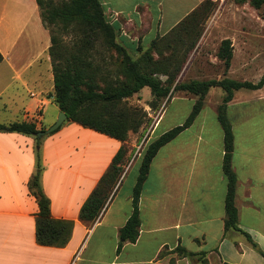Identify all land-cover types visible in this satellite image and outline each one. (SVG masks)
Here are the masks:
<instances>
[{
    "label": "crops",
    "instance_id": "obj_1",
    "mask_svg": "<svg viewBox=\"0 0 264 264\" xmlns=\"http://www.w3.org/2000/svg\"><path fill=\"white\" fill-rule=\"evenodd\" d=\"M205 1L99 0L131 55L168 38ZM49 46L50 33L36 0H0V98L6 95L13 104L0 105V112L11 107L16 112L12 120L0 123L34 121L40 129L55 122L60 109ZM212 89L192 124L153 157L139 200V235L134 243L124 242L118 254L119 229L132 211L140 164V157L132 159L134 133H128L129 142L119 141L67 119L56 131L36 136L38 141L33 135L0 131V264H191L192 257L174 251L178 245L206 253L209 264H264V117L259 116L264 115V86L248 93L234 91L227 105L233 130L231 164L238 178V225L256 246L241 232L224 230L223 131L216 114L219 101L210 99ZM194 101L191 94L175 92L152 120L147 144L182 123ZM177 105L185 106L182 118L160 128L166 108ZM48 107L54 116L47 119ZM121 146L123 172L104 208L93 222L80 219L81 206ZM37 159L52 218L71 223L62 246L36 241L38 203L30 182ZM137 159L136 173H129Z\"/></svg>",
    "mask_w": 264,
    "mask_h": 264
},
{
    "label": "trees",
    "instance_id": "obj_2",
    "mask_svg": "<svg viewBox=\"0 0 264 264\" xmlns=\"http://www.w3.org/2000/svg\"><path fill=\"white\" fill-rule=\"evenodd\" d=\"M234 1L237 3L250 1L256 8L264 4V0ZM36 2L40 9L43 25L50 33L48 53L52 63L55 102L58 108L67 115V120L119 141H125L129 130L137 132L141 125L147 121L146 112L139 109L138 106L132 108L122 106L125 100L138 93L143 87L150 89L155 100L166 98L174 92H185L195 96L192 108L184 121L164 131L144 148L140 157L138 175L132 189V211L125 224L119 229L116 253L120 252L124 242L134 243L139 235V200L153 157L161 146L192 124L204 105L207 93L215 87H220L224 91L221 101L216 105L217 120L223 131L222 171L227 180L224 198V230H237L253 246H256L251 235L238 225V209L235 204L238 178L231 164L233 130L227 115V105L232 100L234 91L239 89L256 90L263 87L264 74L257 82H252L229 77L180 81L176 80L177 74L164 73L167 74V79L162 81L157 77L161 71L152 59L151 49L144 50L139 57L134 58L126 46L118 41L117 30L106 19L99 0H64L58 3L52 0H36ZM204 4L212 6L213 1L206 0L200 7ZM185 21L186 19L181 21L178 27ZM59 24L63 29L70 26L75 27L73 30L76 40L71 47L63 44L60 37L61 31L57 27ZM99 44L114 50L120 63L118 69L94 61V56L98 55ZM218 56L223 60L225 71H227L232 58V46L229 39L221 41ZM1 60L2 55L0 54ZM117 73L122 74L124 79L116 78L112 81H104L103 86L97 82L100 75L108 78ZM40 130L43 129H37L34 121L0 123V131L33 135L37 141L39 138L36 137V133ZM124 153L125 148L121 146L113 156L109 168L81 206L80 219L93 222L98 217L123 172L121 164ZM40 171L41 166L37 159V169L30 182V188L38 203L36 241L41 245L62 246L69 239L71 223L52 218L50 201L39 184ZM174 251L179 256L185 257L204 254V252H190L180 245L176 246ZM260 254L264 257V251L260 250ZM221 264L229 263L222 262Z\"/></svg>",
    "mask_w": 264,
    "mask_h": 264
},
{
    "label": "rangeland",
    "instance_id": "obj_3",
    "mask_svg": "<svg viewBox=\"0 0 264 264\" xmlns=\"http://www.w3.org/2000/svg\"><path fill=\"white\" fill-rule=\"evenodd\" d=\"M52 1L58 3L64 0ZM57 27L61 31L60 37L63 44L71 47L76 40L73 30L75 27L70 26L63 29L60 24ZM224 38H229L232 46V58L227 71H225L223 60L218 56L220 42ZM100 45L102 44H99L98 55L94 56V61L118 69L120 63L114 50ZM149 49H151L153 61L157 63L161 71L157 77L162 81L167 79V74L164 73H175L177 74L176 80L180 81L229 77L236 80L257 82L264 74V4L258 8L253 6L250 1L237 3L234 0H218L213 2L212 6L204 4L198 7V10L168 38L158 39L154 46ZM143 51L140 49L132 56L137 58ZM116 78L121 80L124 79V76L119 73L108 78L100 75L97 82L103 86L104 81H112ZM247 90L239 89L238 91L241 94L246 93ZM212 91L215 93L210 96V99H217L220 102L224 95L222 88L215 87ZM173 94L175 92L166 98L155 100L150 89L143 87L138 93L124 101L123 107L138 106L147 114V121L141 125L137 132H133L132 159L139 158L143 154L149 136L148 128L151 126L152 120L156 118L160 109L167 105L169 97ZM25 98L29 97L25 95ZM9 101L10 99L5 95L0 98V105L6 103L8 107L13 106ZM174 109L175 106H172L169 111L166 108V115L160 128L169 121L182 118L185 106L178 107L177 105ZM53 112L52 108L48 107L45 112L46 118L54 116ZM14 115H16L15 109L13 107L8 108L6 112H0V120L8 122L12 120ZM259 116L264 117V115ZM43 123L44 125L48 124L47 120H43ZM142 127H144V131L141 132ZM46 128L48 127L43 126L40 129ZM129 132L132 131L129 130ZM126 140L129 142L128 134ZM137 162L138 159L134 163V169L130 170L129 173H136ZM191 264H209L207 254L192 256Z\"/></svg>",
    "mask_w": 264,
    "mask_h": 264
},
{
    "label": "water",
    "instance_id": "obj_4",
    "mask_svg": "<svg viewBox=\"0 0 264 264\" xmlns=\"http://www.w3.org/2000/svg\"><path fill=\"white\" fill-rule=\"evenodd\" d=\"M56 98V96H54V99ZM67 119V115L63 112V111H59L58 115H57V118L55 120V122L50 125L47 129H44V130H40L39 132L36 133V136H41V135H45V134H48L52 131H54L55 129H57L62 123L64 120Z\"/></svg>",
    "mask_w": 264,
    "mask_h": 264
}]
</instances>
